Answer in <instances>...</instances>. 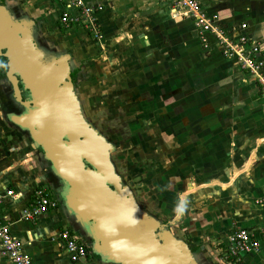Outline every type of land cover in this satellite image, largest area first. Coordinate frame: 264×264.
Segmentation results:
<instances>
[{
	"label": "crops",
	"instance_id": "obj_1",
	"mask_svg": "<svg viewBox=\"0 0 264 264\" xmlns=\"http://www.w3.org/2000/svg\"><path fill=\"white\" fill-rule=\"evenodd\" d=\"M84 1L103 6L97 15L103 39L99 44L81 27L66 30L60 26L71 52L83 48L102 52L99 58L116 73L123 70V63L131 67L139 64L148 72L146 79L154 71L151 80H156L163 93L160 106L167 103L165 89L170 86L176 88L179 84L188 92L203 94L201 98L196 95L179 100L174 110L166 111L168 122L165 119L171 122L175 136L184 132L190 136L186 142H192L193 162L202 163L194 168L197 173L190 184L194 190L184 196L199 191L197 200L187 208L193 251L205 255L204 262L264 264V245L257 252L240 254L238 261L225 258L226 238L233 230L246 229L255 234L264 230V209L255 204L264 196V97L254 77L234 59L224 57L213 36L208 35L203 44L189 18L174 17L172 0ZM195 1L206 13L219 16L229 38L236 41L244 35L249 42L257 43L264 54V0ZM0 5L16 18L27 17L34 23L42 21V17L54 22L62 9L54 0H0ZM121 41L125 52L116 46ZM107 43L110 49L106 54ZM133 52L139 53L140 59L135 62ZM14 105L18 103L10 83L0 78V216L10 224L11 235L20 240L32 264H72L59 239L60 231L73 232L72 219L59 195L48 189V180L38 176L31 142L13 130L18 128L8 116L15 114ZM203 173L205 178H201ZM9 189L16 195L4 196ZM37 189H43L56 207L21 219L22 210L34 201ZM208 231L214 236L210 244L204 243ZM89 254L95 264H105L91 249ZM0 264H13L1 250Z\"/></svg>",
	"mask_w": 264,
	"mask_h": 264
},
{
	"label": "water",
	"instance_id": "obj_2",
	"mask_svg": "<svg viewBox=\"0 0 264 264\" xmlns=\"http://www.w3.org/2000/svg\"><path fill=\"white\" fill-rule=\"evenodd\" d=\"M33 20L0 5V57L20 114L8 116L61 182L73 232L105 264H201L189 245L136 202L111 159L114 145L84 117L70 80V56L42 50ZM28 97L22 99L21 90Z\"/></svg>",
	"mask_w": 264,
	"mask_h": 264
},
{
	"label": "rangeland",
	"instance_id": "obj_3",
	"mask_svg": "<svg viewBox=\"0 0 264 264\" xmlns=\"http://www.w3.org/2000/svg\"><path fill=\"white\" fill-rule=\"evenodd\" d=\"M52 23L42 17L38 25L40 34L47 36L46 42L54 46L59 41L60 33L54 30ZM123 45L121 41L119 46H116L125 52ZM109 47L110 43H107L106 54ZM62 50L58 54L65 53V49ZM81 50L77 52L75 49L72 58V63L76 68H80L77 73L81 74L76 80V91L89 121L115 146L111 159L116 172L131 189L140 207L163 224H168L175 236L191 246L187 208L192 207V203L197 200L199 191L191 193L187 198L184 196L194 190L195 186H190L194 183L191 181L192 176L197 173L194 168H197V165L202 166V163L193 162L192 142H186L190 136L185 132L174 135L171 122L167 123L166 111L174 110L179 100L195 98L196 95V98L203 97V94L188 92L186 87L179 84L176 88L170 86L165 89L168 101L160 106V95L163 93L156 80H151L154 71L150 73L152 76L146 79L148 72L142 70L139 64L133 63L131 67L122 62L123 70L116 73L110 71L102 58H99L102 52L97 54L98 51L94 52L93 48ZM133 59L134 62L140 59L138 52L134 53ZM14 108L19 110L18 106ZM170 117L172 119L173 115ZM177 120L176 117L174 122ZM8 125L6 126L11 128L12 125ZM13 128L20 138L31 142L25 132ZM33 156L38 176L48 180L49 164L43 160L40 152H34ZM200 169L202 170V167ZM201 178H205L204 173ZM213 240L214 236L208 231L204 243L210 244ZM197 254L194 251L201 264H218L212 261L204 262L203 260H207L206 256Z\"/></svg>",
	"mask_w": 264,
	"mask_h": 264
},
{
	"label": "built area",
	"instance_id": "obj_4",
	"mask_svg": "<svg viewBox=\"0 0 264 264\" xmlns=\"http://www.w3.org/2000/svg\"><path fill=\"white\" fill-rule=\"evenodd\" d=\"M62 6L58 15V23L64 29L81 27L87 35L99 43L103 39L97 15L103 10L100 4H87L84 0H54ZM171 14L178 18H189L198 32L200 41L206 44L207 36H213L221 47V53L226 58H232L243 70L252 75L259 86V91L264 97V54L259 45L249 42L246 36L241 35L236 41L229 38L220 25L217 14L206 13L195 0H172ZM241 29L245 28L242 24ZM260 57L261 59H257ZM4 196L16 195L11 189L6 190ZM34 201L22 210L21 219L32 218L56 207V202L51 199L43 189L34 191ZM2 194H0V202ZM255 204L264 209V196L255 200ZM59 239L62 246L69 254L72 264H95L89 259L86 242L68 229L60 231ZM264 245V230L255 234L246 229L233 230L226 238V259L239 260L240 254L259 251ZM0 250L3 255H8L13 264H32L31 258L23 250L19 239L10 233V224L0 216Z\"/></svg>",
	"mask_w": 264,
	"mask_h": 264
},
{
	"label": "flooded vegetation",
	"instance_id": "obj_5",
	"mask_svg": "<svg viewBox=\"0 0 264 264\" xmlns=\"http://www.w3.org/2000/svg\"><path fill=\"white\" fill-rule=\"evenodd\" d=\"M53 24V27L54 29H57V31L60 33L59 35V38H58V42L54 45V46H51V44L47 43L46 41V38L47 36H43L42 34H40V29H39V25L38 23H35V26H34V32H33V35H34V40L36 42V44L44 51L48 52V53H51V54H56V55H59V51H63L62 49H65V53H67L69 56H70V62H69V65H70V80L72 81L73 83V86H74V90L76 92V95L78 97V100H79V103H80V107H81V110H82V113L84 115V117L86 118V120L94 127V125L89 121V119L87 118V115L85 114V109H84V106L82 104V101L80 100L79 98V95L76 91V80L79 79L78 76H81L80 73H77V70H79L78 68H76V66L72 63V58L74 56V52H71L72 50L70 49V47L67 46V43H66V40L63 39V34L61 32V27L58 23L57 20H54V22L52 23ZM45 37V38H44ZM63 47V48H61ZM61 49V50H60ZM2 58V57H1ZM6 64V63H5ZM6 70H4V73L3 75L1 74L0 72V78H3L4 80H7L6 79V76H5V73H6ZM79 72V71H78ZM19 89L21 90V97L22 99H26L28 97V93L27 91L23 90L22 86L19 84ZM19 107V110H14V113L15 114H20L22 111H23V107L20 106L19 104L16 105ZM20 130V129H19ZM114 151H115V146H114ZM35 153H38L40 152L39 149L35 150L34 151ZM41 153V152H40ZM42 156V154H41ZM47 163V162H46ZM48 182H49V187L48 189H50V191L53 193V194H56L58 195V192H59V189L61 188V182L57 179V178H54L51 174V171L48 169ZM51 176V177H50ZM133 193V192H132ZM134 195V194H133ZM135 198V196H134ZM136 202H137V199L135 198ZM139 205V204H138ZM140 206V205H139ZM142 208V207H141ZM72 224V222H70ZM73 227V225H72ZM84 239V238H83ZM189 245V244H188ZM191 251L194 253L193 249L191 248V246H189Z\"/></svg>",
	"mask_w": 264,
	"mask_h": 264
},
{
	"label": "trees",
	"instance_id": "obj_6",
	"mask_svg": "<svg viewBox=\"0 0 264 264\" xmlns=\"http://www.w3.org/2000/svg\"><path fill=\"white\" fill-rule=\"evenodd\" d=\"M61 30V29H60ZM61 32H63V30H61ZM64 33V32H63ZM62 33V34H63ZM6 60L4 58L0 57V72L3 75L4 70L6 69ZM86 247H87V251H90V244L86 242Z\"/></svg>",
	"mask_w": 264,
	"mask_h": 264
}]
</instances>
